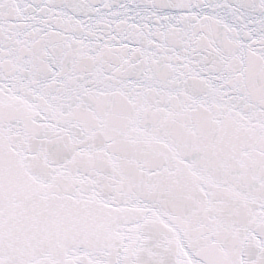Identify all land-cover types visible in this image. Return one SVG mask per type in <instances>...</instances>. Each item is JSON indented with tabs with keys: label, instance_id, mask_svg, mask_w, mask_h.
Instances as JSON below:
<instances>
[{
	"label": "snow or ice",
	"instance_id": "obj_1",
	"mask_svg": "<svg viewBox=\"0 0 264 264\" xmlns=\"http://www.w3.org/2000/svg\"><path fill=\"white\" fill-rule=\"evenodd\" d=\"M0 264H264V0H0Z\"/></svg>",
	"mask_w": 264,
	"mask_h": 264
}]
</instances>
